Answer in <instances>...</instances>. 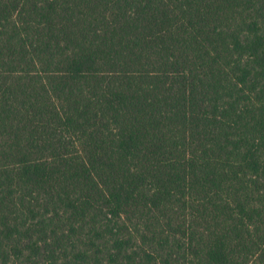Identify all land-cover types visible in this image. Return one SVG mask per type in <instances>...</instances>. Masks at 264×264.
Masks as SVG:
<instances>
[{"label": "trees", "instance_id": "obj_1", "mask_svg": "<svg viewBox=\"0 0 264 264\" xmlns=\"http://www.w3.org/2000/svg\"><path fill=\"white\" fill-rule=\"evenodd\" d=\"M0 264H264V0H0Z\"/></svg>", "mask_w": 264, "mask_h": 264}]
</instances>
